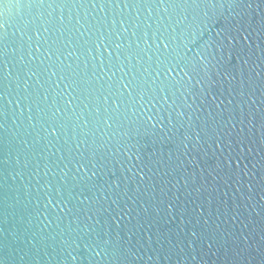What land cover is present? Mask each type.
I'll use <instances>...</instances> for the list:
<instances>
[{
  "label": "water",
  "instance_id": "obj_1",
  "mask_svg": "<svg viewBox=\"0 0 264 264\" xmlns=\"http://www.w3.org/2000/svg\"><path fill=\"white\" fill-rule=\"evenodd\" d=\"M0 264H264V0H0Z\"/></svg>",
  "mask_w": 264,
  "mask_h": 264
}]
</instances>
